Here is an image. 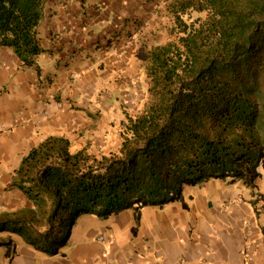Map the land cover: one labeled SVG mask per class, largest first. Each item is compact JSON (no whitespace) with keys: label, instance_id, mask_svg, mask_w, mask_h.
Masks as SVG:
<instances>
[{"label":"trees","instance_id":"16d2710c","mask_svg":"<svg viewBox=\"0 0 264 264\" xmlns=\"http://www.w3.org/2000/svg\"><path fill=\"white\" fill-rule=\"evenodd\" d=\"M48 1L0 0V46L23 67L43 53ZM166 9L171 40L147 52L146 103L125 116L117 151L72 152L62 137L32 148L10 185L31 208L1 216L0 235L55 255L82 216L132 210L137 224L145 207L182 203L184 187L254 190L264 181V0H174Z\"/></svg>","mask_w":264,"mask_h":264},{"label":"crops","instance_id":"0c3cea01","mask_svg":"<svg viewBox=\"0 0 264 264\" xmlns=\"http://www.w3.org/2000/svg\"><path fill=\"white\" fill-rule=\"evenodd\" d=\"M158 9L157 0H49L32 67L0 46V217L31 208L10 185L46 138L93 154L119 144L122 106L143 92ZM259 182L254 190L222 181L184 187L182 203L145 207L137 224L132 210L82 216L55 255L1 234L0 264H264Z\"/></svg>","mask_w":264,"mask_h":264},{"label":"rangeland","instance_id":"374dc122","mask_svg":"<svg viewBox=\"0 0 264 264\" xmlns=\"http://www.w3.org/2000/svg\"><path fill=\"white\" fill-rule=\"evenodd\" d=\"M174 0H157L158 3V10H159V15H162V18L158 24L153 28L151 37H150V42L154 45L156 44H165L168 43L171 38H170V30L172 27V22L170 20H167L166 18V8L167 6L172 3ZM145 83V81H144ZM145 87H142L143 92L137 93V91L134 92L132 95V102L127 103L126 105L122 106V112L124 115L123 121H125V116H130L135 117L137 116L142 110L143 107L146 103V93H145ZM122 121V122H123ZM121 122V123H122ZM121 123L117 126L118 129L115 131L117 132V135L120 134V129H121ZM119 143H120V137L118 136ZM119 144H117L115 147H113L110 152H116L118 149ZM260 185L258 186L259 189H262V192L264 193V182L260 181ZM191 189H188L187 193H190ZM186 194V193H185ZM187 195V194H186ZM259 209V208H258ZM11 237L13 238H18L21 239L20 237L12 234Z\"/></svg>","mask_w":264,"mask_h":264}]
</instances>
